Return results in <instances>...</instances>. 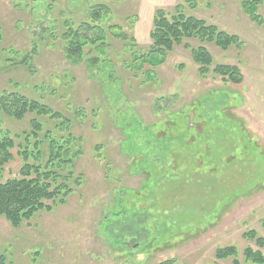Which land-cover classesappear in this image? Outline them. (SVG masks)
Segmentation results:
<instances>
[{
    "label": "rangeland",
    "instance_id": "1",
    "mask_svg": "<svg viewBox=\"0 0 264 264\" xmlns=\"http://www.w3.org/2000/svg\"><path fill=\"white\" fill-rule=\"evenodd\" d=\"M158 9H179L240 44L222 50L188 37L149 53ZM257 14L261 22L238 0H0V138L40 129L26 154L31 144L46 153L65 135L63 120L80 151V185L62 203L47 202L50 211L16 229L0 216L7 263L252 264L247 247L264 256L247 238L264 240V3ZM70 30L100 43L66 57ZM198 47L213 61L205 75L191 55ZM218 65L237 77L214 74ZM16 99L62 119H14ZM11 153L1 182L47 159ZM227 247L236 255L217 258Z\"/></svg>",
    "mask_w": 264,
    "mask_h": 264
},
{
    "label": "trees",
    "instance_id": "2",
    "mask_svg": "<svg viewBox=\"0 0 264 264\" xmlns=\"http://www.w3.org/2000/svg\"><path fill=\"white\" fill-rule=\"evenodd\" d=\"M238 1L244 13L251 20L255 22L263 20L257 14V10L259 4H263L264 0ZM95 18L98 19V15ZM152 23L153 29L150 33L151 47L149 53L163 54L162 51L172 50L174 45L180 44L183 38L188 37L207 42L208 44H214L222 50L240 44L238 37L228 35L218 30L215 26L207 25L197 18L186 16L179 9H175L172 13L156 10ZM70 31L66 34L69 36L66 42V57L80 59L83 57V51L86 46L100 43L99 38L81 40L78 37L77 30ZM100 53H103L102 49H100ZM191 55L193 61L200 66L199 74L205 75L208 72L207 68L213 65L209 53L204 48L198 47L192 50ZM156 62H152V64ZM212 72L220 76L227 74L228 78L232 80L234 76L237 77V71L233 67L218 65L213 68ZM14 102L22 107V110L12 113L14 119L20 118L25 112L39 117H48L49 119H62L60 114H51L47 106L39 105L33 101L16 99ZM60 124L65 135L60 136L56 140L49 139L46 153H42L37 146L40 141L36 137L39 136L40 129H34L31 134L24 133L21 137L16 135L14 138L10 137L9 131L1 134L0 174L3 166L13 160L11 153L13 149L18 150L19 156L22 153L25 160H28L31 155H33V161L41 154L47 155L43 165L37 162L29 165L25 164L20 168L19 178L5 182L0 181V216L5 217L15 229L19 228L23 222L29 221L37 212L42 210L50 211L49 206L46 204L47 202L51 201L54 204L58 201L62 203L72 193L74 186L80 185L79 180L76 178L77 176L73 172L75 155H78L80 151L78 149L72 153L76 144L75 138L70 131H67L63 120ZM47 134L50 135L51 133L47 132ZM32 140L37 145L31 144L32 150L27 156L26 148ZM247 238L264 250V240L257 237L255 233H250ZM235 255L236 250L233 247L222 248L216 252V257L219 259L234 257ZM243 256L245 261L252 264H264V256L260 251H252L251 248L247 247L243 251ZM0 264H8L6 258L2 255H0ZM232 264H238V262L234 260Z\"/></svg>",
    "mask_w": 264,
    "mask_h": 264
}]
</instances>
